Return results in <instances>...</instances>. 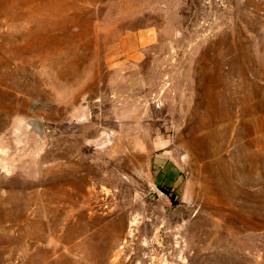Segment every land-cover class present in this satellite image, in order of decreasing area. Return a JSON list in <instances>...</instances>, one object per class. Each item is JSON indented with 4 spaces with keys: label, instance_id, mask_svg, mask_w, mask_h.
I'll use <instances>...</instances> for the list:
<instances>
[{
    "label": "rangeland",
    "instance_id": "374dc122",
    "mask_svg": "<svg viewBox=\"0 0 264 264\" xmlns=\"http://www.w3.org/2000/svg\"><path fill=\"white\" fill-rule=\"evenodd\" d=\"M0 264H264V0H0Z\"/></svg>",
    "mask_w": 264,
    "mask_h": 264
},
{
    "label": "crops",
    "instance_id": "0c3cea01",
    "mask_svg": "<svg viewBox=\"0 0 264 264\" xmlns=\"http://www.w3.org/2000/svg\"><path fill=\"white\" fill-rule=\"evenodd\" d=\"M151 35L147 32L140 33L138 35H133L131 33L125 35L121 38V50L122 54L126 55V57H134L138 53L140 46L147 44L148 42H152ZM151 168L155 169L157 172V184L163 185H173L175 184V168L172 166L171 162L166 160V156L159 155L155 156Z\"/></svg>",
    "mask_w": 264,
    "mask_h": 264
},
{
    "label": "trees",
    "instance_id": "16d2710c",
    "mask_svg": "<svg viewBox=\"0 0 264 264\" xmlns=\"http://www.w3.org/2000/svg\"><path fill=\"white\" fill-rule=\"evenodd\" d=\"M160 188L162 189L163 192H165L166 194H168L167 190H165V188H163L162 186H160Z\"/></svg>",
    "mask_w": 264,
    "mask_h": 264
},
{
    "label": "bare ground",
    "instance_id": "6f19581e",
    "mask_svg": "<svg viewBox=\"0 0 264 264\" xmlns=\"http://www.w3.org/2000/svg\"><path fill=\"white\" fill-rule=\"evenodd\" d=\"M59 156H61V155H59ZM59 158V157H58ZM65 176V175H64ZM66 177H68V176H66ZM64 178V177H63ZM132 223H134V222H132Z\"/></svg>",
    "mask_w": 264,
    "mask_h": 264
},
{
    "label": "built area",
    "instance_id": "2783aa9c",
    "mask_svg": "<svg viewBox=\"0 0 264 264\" xmlns=\"http://www.w3.org/2000/svg\"><path fill=\"white\" fill-rule=\"evenodd\" d=\"M155 187V185L152 186V189Z\"/></svg>",
    "mask_w": 264,
    "mask_h": 264
}]
</instances>
